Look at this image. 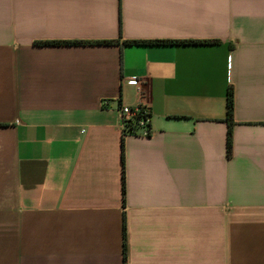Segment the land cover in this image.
Listing matches in <instances>:
<instances>
[{"label": "crops", "instance_id": "obj_1", "mask_svg": "<svg viewBox=\"0 0 264 264\" xmlns=\"http://www.w3.org/2000/svg\"><path fill=\"white\" fill-rule=\"evenodd\" d=\"M125 222L127 264H264V0H0V264H125Z\"/></svg>", "mask_w": 264, "mask_h": 264}, {"label": "trees", "instance_id": "obj_2", "mask_svg": "<svg viewBox=\"0 0 264 264\" xmlns=\"http://www.w3.org/2000/svg\"><path fill=\"white\" fill-rule=\"evenodd\" d=\"M208 40H145V41H130V43L135 44H146V45H168V44H201V43H209ZM216 42V41H212ZM41 44H73V45H80V44H115L117 41H41ZM226 119L229 124L228 128V137H227V153L228 155L232 153L234 147V140H233V126H234V91L233 88L230 87L227 93V116ZM129 132H133L135 129V125H129ZM122 160L124 164V172H123V183H124V194L126 193V171H125V144L124 140L122 141ZM125 264H127V225L125 222Z\"/></svg>", "mask_w": 264, "mask_h": 264}, {"label": "built area", "instance_id": "obj_3", "mask_svg": "<svg viewBox=\"0 0 264 264\" xmlns=\"http://www.w3.org/2000/svg\"><path fill=\"white\" fill-rule=\"evenodd\" d=\"M102 107L110 105V99H102ZM122 126L124 137L129 134L148 136L152 134L151 115L152 105L147 100H142L137 104L117 103L115 108ZM130 124L135 125L133 132H129Z\"/></svg>", "mask_w": 264, "mask_h": 264}]
</instances>
